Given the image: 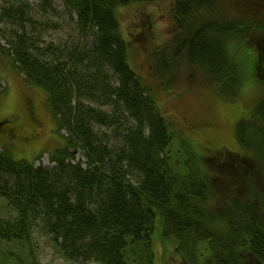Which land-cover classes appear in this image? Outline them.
<instances>
[{
  "label": "trees",
  "instance_id": "1",
  "mask_svg": "<svg viewBox=\"0 0 264 264\" xmlns=\"http://www.w3.org/2000/svg\"><path fill=\"white\" fill-rule=\"evenodd\" d=\"M144 1L155 0H65L81 43L63 50L40 45L24 7L0 11V24L19 25L0 52L45 90L58 131H67L54 167L0 151V203L13 212L0 216V264H41L32 246L40 216L57 243L100 264H155L157 236L185 264H264V100L235 124L244 153L172 152L173 123L132 66L119 20L120 9ZM252 2L174 0L172 33L152 54L163 86H177L189 69L191 83L237 101L247 81L264 75V20ZM121 113L130 122L113 147L96 127L119 126ZM75 148L85 160L73 162Z\"/></svg>",
  "mask_w": 264,
  "mask_h": 264
},
{
  "label": "rangeland",
  "instance_id": "2",
  "mask_svg": "<svg viewBox=\"0 0 264 264\" xmlns=\"http://www.w3.org/2000/svg\"><path fill=\"white\" fill-rule=\"evenodd\" d=\"M173 2H135L119 11L120 24L128 42L130 62L144 85L150 89L160 112L173 123L172 128L176 134L171 150H176L175 154L182 158L186 157V150L197 151L205 156L216 152L244 153L237 143L235 124L241 116L251 115L264 100V75L258 73L257 78L247 81L240 98L235 102L222 100L199 82L191 83L187 79L189 69L179 71L177 86L165 88L153 71L152 54L172 33L170 10ZM252 4H255V15L262 16L264 20V0H253ZM4 7H24L26 16L33 19L31 27L27 29L43 47L51 43L63 50L81 43L76 15L67 10L65 0H0V11ZM35 21L36 24L33 23ZM18 28L19 25L13 20L1 23L0 43L9 46L10 34ZM0 84L5 88L0 94V151L6 149L16 160L33 161L36 158L35 165L54 167L56 163L51 160L52 151L65 145L67 131H58L56 120L46 104L45 90L29 84L8 56L1 52ZM121 116L123 119L119 126L96 127V132L113 147L123 144L122 126L130 122L127 114L124 116L121 113ZM71 152L75 153L73 162L85 160L80 148L71 149ZM128 179L137 181L139 176L133 172ZM11 215L13 212L5 203H0V216ZM156 228L161 230L160 222ZM32 231L33 256L41 264H100L83 255L73 254L57 243L43 216L34 222ZM155 242V264H185L184 259L175 253L174 244L170 240L157 236ZM5 245L18 251L15 243ZM1 261L8 264L5 260Z\"/></svg>",
  "mask_w": 264,
  "mask_h": 264
},
{
  "label": "flooded vegetation",
  "instance_id": "3",
  "mask_svg": "<svg viewBox=\"0 0 264 264\" xmlns=\"http://www.w3.org/2000/svg\"><path fill=\"white\" fill-rule=\"evenodd\" d=\"M32 112L34 113V110H32ZM0 123H2V122H0ZM4 128H5V126H4ZM3 130H4V129H3ZM10 131L13 132L12 129H11Z\"/></svg>",
  "mask_w": 264,
  "mask_h": 264
}]
</instances>
